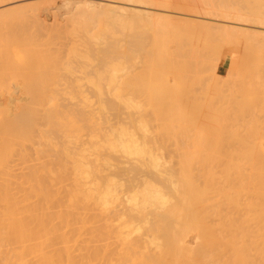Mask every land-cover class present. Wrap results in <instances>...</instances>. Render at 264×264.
Segmentation results:
<instances>
[{"label":"bare ground","instance_id":"bare-ground-1","mask_svg":"<svg viewBox=\"0 0 264 264\" xmlns=\"http://www.w3.org/2000/svg\"><path fill=\"white\" fill-rule=\"evenodd\" d=\"M60 1L63 4H67V5L69 3H72L73 1L74 2H84L86 5H88L91 8H94V9L110 7L113 10H117V11L118 10H126L128 8L125 5H123L122 3L127 4V5H140V6H145V7H152L154 9L163 10L164 12L170 11L172 9L169 6L170 0L169 1L165 0L161 3L159 0H157V2H156V0L155 1L154 0H60ZM183 1H184V5L185 6L189 5V7H191L193 9V12L199 17H205L208 19H216L218 21L224 22L225 24H230L231 26L238 27V28L243 27L244 25H255V26H259V27L264 28V8L262 7V6H264V0H258V2H259L258 9H252L251 8L248 10H243L241 5L236 3L235 0H191V1L183 0ZM69 6H70V4H69ZM48 7H50V6H48ZM48 7L47 8L45 7L46 8V10L44 9L45 11L41 9L39 11L34 12V15L36 17H40V15H42L41 14L42 11L46 12L47 9H50V8L52 9V7H50V8H48ZM71 8H72V5H71ZM58 10H59V8H58ZM70 10H68V11H70ZM53 11L54 10H51L52 13H53ZM56 12H57V10L55 11V13ZM58 12H60V11H58ZM143 12H145V11H143ZM116 13H118V12H116ZM145 13H147V12H145ZM110 15L112 16V14H110ZM62 17H64V16L62 15ZM82 17L83 16H81L80 19L84 18L86 22L88 20L87 18L88 17L90 18L88 21L90 23L89 26H87L88 23L86 25L82 24L83 25V31L85 32L86 30H84V28L86 26H87L86 28L92 27V25L94 24L93 23L91 25V23L94 22V21H92V18L93 19H95V18L93 17V15H92V17L91 16H87L86 18L85 17L82 18ZM106 17L109 18L110 16L105 15L103 20H108ZM112 18H114V19H111L110 23L122 24L121 17L116 18L115 16L114 17L112 16ZM75 20L77 21L78 19L75 18ZM75 20H74V22H75ZM82 21H83V23L85 22L84 20H82ZM113 22H116V23H113ZM76 23H78V21ZM79 24L81 25V23H79ZM79 24H78V27H76V28H80ZM148 26H149L148 27V30H149L151 27H150V25H148ZM146 27L144 30H146ZM158 27L161 28V26H158ZM102 28H104V29L106 28V31L99 32L97 34V32L100 31V30H98L95 35L91 31L92 32L91 36H87V35H89L90 32L87 34V31H86L85 35L87 36L88 39L90 37V38H92L93 41L95 40L94 41L95 44H97L98 42L101 43L103 40H105L102 42L104 44L103 46H105L106 45L105 42L108 41L109 36L112 35V34L109 35L108 32L111 29L109 33H112L111 31H113V30H112L111 25H108V26L105 25V27H102ZM129 28H130V25H129ZM87 30H89V29H87ZM90 30H91V28H90ZM139 30H142V29H139ZM161 30H157L158 34H161L163 32V28H161ZM126 31H127V29H126ZM129 31H131V30H128V34H130ZM157 31H156V33H157ZM106 32L108 34V37L105 34ZM142 32L144 33V31H142ZM76 33L74 32V34H76ZM156 33L154 34V36L156 35V37L158 38L160 35L157 36ZM78 34H79V32H78ZM163 34H164V32H163ZM115 35L117 36V34H115ZM76 36H77V34H76ZM148 36H150V35H148ZM132 37L137 38L136 35L132 36ZM139 37H141V34H139ZM156 37H153V38H156ZM82 38H84V37H82ZM143 38H145V37H143ZM161 38H162V36H161ZM118 39L117 40L120 41V38H118ZM137 39L136 40L134 39V41H135L134 45L139 43L138 41H140V40H141L140 42H142V38H140L138 40ZM163 39L164 38H162L161 41ZM110 40H112V39L110 38ZM157 40H159V39H157ZM93 41H91V39H90V41H88V42H92L91 45H93ZM112 42H115V44L118 43L117 41H114V40H112ZM1 43H4V42H1ZM121 43L122 42H120V46L122 45ZM132 43L130 44V46L133 45ZM145 43H147V42H145ZM145 43H144V45H145ZM164 43H165V40H164L163 44ZM4 44H2V45H4ZM87 44H89V43H87ZM115 44H110V43L107 44L108 46H106L107 48L104 47V50H101V48L100 49L98 48L99 50L105 51V52L100 53L101 55L104 53V55H102V56L100 54L97 55L98 56L97 59H100L103 56H105V54L107 53L106 51H108L107 54H109V53H110V55H111V53L115 54L114 52H115L116 46H119V43L117 45H115ZM141 44L143 47V43H141ZM141 44H139V45H141ZM114 45H115V48H114ZM160 45H161V43H160ZM133 47H135V46H133ZM133 47H132V49H133L132 54L135 51ZM129 48L131 49V47H129ZM161 48H162V46H161ZM4 49H5V46H4ZM4 49H3V51H4L3 53H7L9 51V50L6 51V49L5 50ZM82 49H84V48L82 47ZM102 49H103V47H102ZM137 49H139L138 46L136 48V51H138ZM89 50H91V49H89ZM95 50L97 51L96 48H95ZM141 50H143V49H141ZM144 51H146V50H144ZM162 51H165V50L163 49ZM162 51L160 49V52H162ZM167 51H168V49H167ZM13 52H14V50H13ZM73 52H74V55H77V57H78L79 52H77V51H73ZM93 52L94 51H92V54H93ZM3 53H2V50H0V60H1L2 56L4 58L6 56L7 57L6 59H8V56H7L8 53H7V55H5ZM38 53H40V52H38ZM117 53H118V51H117ZM129 53H131V52H129ZM23 54H22V56L19 55L18 58H14L15 60L11 58L12 61L14 60V62L17 59V62L15 63V64H17V67H20V66H18L19 65L18 62L20 64L23 63L22 61L20 62V58H22L24 56ZM41 54L42 53H40L39 55H41ZM86 54H87L86 56L88 58H91L90 57L91 54L90 55H88L89 53H86ZM96 54H97V52H96ZM96 54H95V57H97ZM80 55L81 54L79 53V57H80ZM12 56L16 57L14 55H12ZM137 56H139V54H137ZM35 57L36 56H34V58ZM87 57H85V58H87ZM108 57H111V56H108ZM26 58H25V60H26ZM44 58H46V57H44ZM50 58L51 59L49 61L52 62L51 60L54 58H52V57H50ZM160 58L163 59L162 56ZM38 59H39V57H38ZM42 59H43V55H42ZM97 59H95V61H98V63H100L101 61L99 62V60H97ZM135 59H137V58H135ZM2 60H4V59H2ZM43 60H42V63H43ZM109 60H110V58H109ZM112 61H110V62H112L111 63L112 66L109 69H107V70H109L108 71L109 74L108 73H107V75L105 74L106 76L105 75H98L99 80H97V81L95 79L90 78L89 82L92 84V86L95 87L96 92L99 94V96L103 95L104 86H105V88H106L105 90L107 92H110L111 90L116 88L117 84H119L118 88H121L122 87V86L120 87L121 82L119 83V81L121 80L120 77L124 73H126V71L129 69V67H131L130 64L132 63L131 62L128 65L127 62H126V64H124L125 62L118 63V64L116 62V64H114V60H112ZM158 61L161 62V60H158ZM37 62H39V61H37ZM104 62H105V60H104ZM4 63L7 65H9V63L12 64V62L6 63V61ZM44 63H47V62H44ZM134 63H135V61H134ZM26 64L27 63L25 61L24 65H26ZM92 64H94V63H91V62L87 63L88 70L90 69V67H93ZM24 65H22V67H24ZM38 65H42V64H38ZM101 65H102V63H101ZM104 65L108 66L107 64H104ZM256 65L258 67V64H256ZM13 66H16V65H13ZM13 66H12V68H13ZM27 66H25L26 68L24 67L26 69V71L24 72L22 78L21 77L19 78V75L17 74V78L15 77L14 81H4L3 80L4 77L2 75H0L1 77H3V79H0V174H3V173L6 175L8 174V176H6V177H4L5 176L4 174H3L4 176L0 175V264H76V261H74V259H73L74 257L72 255V251L70 250L71 249L70 248V245H71L70 244V238L64 234L65 232H72L70 229H72L73 227H74V231H75V226H70L71 224L69 225V221L67 220L66 217H64L66 220L65 221L66 225L64 226L65 229H63L64 232L62 233V231L60 232L59 226H58V225H60V223L59 224L57 223L58 225L56 226V222H58L59 220L62 221L60 217L63 215L59 216L58 221L57 220L54 221L56 218L54 219L51 216V215H53V214H51V211H53L51 209L55 205L54 204L55 201L61 200L63 202L64 196L62 195L63 197H62V199H60L61 196L59 195V193L62 192V194H63L67 191V194H66L67 198L65 200H67L70 208L65 207L66 203H63V204H65L64 207L68 208L67 210H70L71 208L73 209V207H78V205L92 204V203L97 205V207L100 205V208L103 207L102 209L106 210L107 208H105L104 206L109 205V207H110L111 206L110 204L112 202H114L116 199H118L117 202H119L120 196L117 194H118V190L121 188V184H123V183H121L119 181L121 183L120 184L117 181L119 177L115 176V174H117V173L118 174L119 173H122V174L125 173L126 174L130 171H135L136 173L139 174L137 182H139L141 189H140L139 185H136L139 187V188L137 187V189H139L138 191H137V189L132 188L131 191L136 190V191H134V193L133 192H131V193L126 192L127 194H130V195H127L125 193L126 196L125 195L123 196V200H124L123 202H125V203L127 202L126 204H128V206H126L125 208L120 206L123 209H120L118 211L116 210V212L114 214L115 217H114V215L113 216L111 215L114 218L109 216L108 220L110 221L111 218L116 220V218H117L116 213H118L119 211L121 212V214L123 213V215H125L124 214L125 212L128 213V211L126 209L130 210L132 218L134 217L133 214H135L137 216V217L136 216L135 217L138 219L137 224L135 223L136 225H133L134 227L132 226V228H129V230L131 232L137 231V233H139V235H142L147 230L151 229L153 232L158 231V232H162V233L165 232L166 233V230H162V226H159L157 228V226L153 225L154 223H151V219H153V218H156L157 220H165L166 219V220H168V222H172V223H170L171 224L170 227H171V232H172L171 236L173 238L172 243L174 246V245H178L180 243L179 240H178L179 243H175V242H177V239L179 236H180V240L182 243L183 240H185L183 237L189 236L191 230L193 231L194 228H195L194 230H196V231L193 233H195V234L197 231L198 232L200 231L201 233L211 232L210 228H208L207 225H204L203 220L206 217H207V219H210L213 216V214H214V216L219 214V216H217V217L215 216V218L221 217L220 215H223L221 213H223L224 211H225L224 212L225 214L223 215V217L220 220H223V219H225L224 221L228 220L227 224H228V222H230L232 220L233 221L234 220L240 221V222H242V221L245 222L247 220H255V221L258 220V229L264 230V224H260L261 221H264V154H260L259 152L257 154V152L256 153L253 152L255 150L259 151V150H261V148L264 149V142L262 141L264 139H261L262 137H260L259 140H261V141H257V139H256L257 136H256V138H255L256 140H255L254 139L255 136L253 135L256 133V131H253L255 128H253V130H252L250 127V126L255 125V124L257 125L256 117H255V119L253 118L254 115L257 116L256 112H255V114L252 113L253 110H251L250 108L254 107L253 109H256V104H257L256 102H258V99H256V98H259L260 97L259 95L261 93V92L259 93L257 91L259 86L257 87V90L253 89V90H256L255 92L259 93V95H255V93L253 95L252 91H250L253 88L251 86H250L251 88L249 89V91L247 90V93L250 92V93H248L250 95V97L247 93H246L247 95H244L245 93H242L244 96H247V98L249 97L250 99H252L251 96L253 95L255 97V98L253 97V99H255L256 102H255V100L253 101L250 99H243L239 103L244 104V107L241 104H239V106H238L237 105L238 103L236 104L237 106L235 105L237 107V109L239 108L238 110L243 111V108H245L247 105H248L247 108L250 107V102L253 101V103H251L252 106L249 108L250 111L247 109H244V110L248 114H250L249 112H251L252 115L254 114L252 116V119L255 121L252 122V119L250 120L251 114L249 116H246L247 119L243 118V115H247V113L245 114V112L243 113L242 111H240V112H242L243 115L240 114L239 111L237 112L236 107H235V112H237V113L235 114L234 111L231 112V110H234L233 109L234 106H229V104L231 103L230 101H232V100H229V99H231V95L229 96V98L227 96L229 93V90H228V93L221 92L220 94L222 95V93H223L224 95H226V97L228 98L227 100H229V101L227 103L224 101L227 104L226 105L223 103V100H222L221 102L223 103V105L221 103H219V105L221 104V106L217 105V107L218 106H219V108L222 107V110L225 109L224 110L225 112H227V111H226V108L223 109L224 106L231 107V109L229 108L230 112H227V116H230V115H228L230 113L231 114L234 113L235 115L232 114L233 116H236L239 113L240 115H237V116L242 117V119H241L242 123L239 120V117H237V116H236V118H238V119H236V118L234 119L233 116H230L231 118L233 117L232 118L233 120H236L235 122L234 121L232 122V120H230L231 122L228 121L225 123L224 122L225 118H227V119L228 118L231 119V118L227 117L225 115H224L225 118H223L224 116L222 114H224V112L223 113L221 112L222 114L218 113V115L221 114L223 116L222 118H221V115H220V117L217 116L218 118L223 119L222 123L217 122L218 124H216V125H218V126H215L216 129L214 132L212 131L214 133V135L213 136H207V133L204 131V128H203V130L201 129L204 126H201L200 130H194V129H196V128H194L195 125H198V123H200V122L202 124L201 119H203V118H199V122L196 121L198 119V117H200L199 114H201V113L198 114L196 112V114L198 116H196L197 118L193 117L194 119H196V120H194L192 118V115L189 114L190 112L186 113L187 110H186V112H184V110L181 109L184 107L182 106V104L177 103L178 99H177V101L175 100L177 97L175 98V97L171 96L173 99L171 101L169 99V97H170L169 93L176 96L177 93H175V91H177V89H178L177 92L181 93V91H179L180 87H178V86H183V84H181V83H184V82H180V81H184V80H180L178 83L179 85L176 84L178 88L177 89L174 88V93H171L173 90L169 89V88H167L168 89V93H167L166 92L167 89L164 87L165 86L171 87L170 85H168V79H163L161 75L159 76V73H156L154 70H152L151 66L148 67L147 69L152 70V71H149V70L145 71L144 70L145 74H144V71H142L143 73H141V71H140L139 73H141V75L143 74L142 76L137 73L141 77L135 75L136 72H135V74L132 73V75H130V78H131V80L133 78V81H131V82H134L135 83L134 85H136L135 90H137V92L139 94H142L143 91H145V93H143V94H146V96L149 99H150V97L154 96L153 94H156V96H157V93H155L157 90L161 91V90L166 89L165 91H163L164 95L162 93H160V95L157 96V99L158 100L161 99L162 107L164 109H167L168 106L171 108V110L172 109L174 110L177 108L176 111L174 110V113L177 114L178 116H176L174 113H172L173 110H172V112H170L171 111V110H169L170 108L167 109L169 111L166 110L167 114H166L165 110H163V108H161V106L157 108L158 104L156 105V104H154V102H156V103H158V102L156 99H154L153 105L154 106L156 105L157 110L162 109L165 113L164 114L165 117L167 118V116H168V119H167L168 121L166 119H164V121L160 120L159 123L163 122L162 123L163 125H161V126L159 125V126L162 127L166 133L167 127L164 128V125L165 126L167 125L168 126V131H167L168 133L167 134L169 136H167V134H166V136L164 137L163 136L165 134L164 132H162L163 134L162 133L160 134L159 131L161 132L162 128H160L159 126H158V128H160V130L158 131V134H160L162 137H164L166 139L168 137V139H169L170 136H172L171 134H169V131H170L169 127H170L173 131V132L170 131L173 134L172 138L176 139V142L174 139H173L174 140L173 142L176 144L178 143L177 144L178 146L176 145L177 151L183 150L184 153L183 152H181L179 154L177 153V155L181 157V159L179 158V160H177V162H171V163L169 161L165 162L164 157L162 158L163 151L160 148V145H159V148L161 149V151H159L160 150L159 148L158 149L156 148V150H155V148H154L155 145L151 146L152 144L151 145L149 144V143H151V141L148 140L149 139L148 137H151V136L155 135L154 133H156L154 131H153L154 133L151 132L153 135L150 133V131H151L150 125L151 124H150V121L148 122L149 119L146 118V116L149 115L148 114L149 111L147 110L148 112L147 111L143 112L142 107H141L142 105L141 106L139 105L141 103L138 104V102L135 101V99H134L135 95L133 97L131 96L129 99L127 98L128 100H125V102L128 103V104H126V106L128 105L129 107H132L136 113H139V116H137L139 118V121L137 122L138 124H135V125H137V127L135 126V128L138 129V131L136 130L137 132L140 131L143 133V135L141 134L140 136H138L136 131H133V130L130 131L129 128H127L126 126H125L126 128L122 127L120 129L115 130L113 132L112 136H106L105 135L106 136V137H104L105 141H108V143H107L108 145H106V147L109 148V151H111L113 153L115 152V155H117V156H118L117 153H119V156H122L124 158L123 162L128 163V166L127 167H120V166L114 165V163L112 164V162L110 163V161L105 162L104 164H106L108 166V168L112 167L113 171H111L112 173L110 172L111 173L110 174V173H108L110 171V169H109L108 172L107 171H106V173L103 172L104 173L103 175L105 176L108 173L110 175V177L105 176L104 178H102V176H101V179H105V181L101 180V182H98L99 181L98 177H100V175L102 173L101 172L100 175L97 174L98 177L96 176V179H95L96 182H94V184H93V182H91L90 183L91 186H90L89 181H91V179L95 177L93 175L97 169L96 170L92 169V166H91L92 164H90L88 162L89 160L88 161H86V159L84 160V158L85 157L88 158L87 155H89V154L97 153L100 151L99 146H97V143H99V140H100V138H99L100 135L95 133V128H92L94 126L90 127V124L92 123V121L90 122V120H89V116H88L89 114L87 113L88 114L87 115L86 111L82 107L75 108L76 107L75 105H77L78 103L75 102V104H74L71 101L72 100L71 98L73 97V95H69L70 98H68V99H71V100H69V102H71L74 105H71L69 102H68L69 105L66 104L67 102L66 103L60 102L61 103V105H60L58 98H57L60 96L59 99H61V97L63 96V95L61 96L60 90H62V92H63L64 90H67V89H65V87L61 88V89L59 87L60 90L58 89V87H56V89H55V87L53 86V82H52L53 78H51L52 75L50 76L48 68L46 67V65L38 66L39 67L38 69L42 70V72H43V75L41 73L38 74L40 76L35 75L37 73L33 70L28 69L29 66L28 67ZM3 67L5 68V66H3ZM51 67L52 66L50 64V68ZM29 68H31V66ZM50 68H49V70H52V68L51 69ZM105 68H107V67H105ZM16 69H12V70H16ZM257 69L258 68H256V72H257ZM68 70L70 71V73H72L71 72L72 69L67 68V71ZM107 70H106V72H107ZM247 70H249V69H247ZM1 71H2V69H1ZM251 71L249 73H251ZM9 72H10V70H9ZM9 72L6 71V73H9ZM38 72H40V71H38ZM147 72L150 76V80H151V77L155 78V75L157 76V74H158V76L155 79L157 80V78L160 77L163 82H161L160 78H158V80H160L158 82H160V83H158L157 81H154V80L153 81L149 80V82L146 81L147 79H149L148 76H145L147 74ZM3 73H5V72H3ZM252 73L254 74V72H252ZM0 74H1V72H0ZM19 74H20V72H19ZM152 74H155V75L152 76ZM11 75H16V74L12 73ZM185 75H187V74H185ZM123 76H125V75H123ZM123 76H122V78H123ZM253 76L254 75H252L251 77H253ZM7 77L8 76L6 75V78ZM138 78H140L141 80ZM254 78H256V80H257L258 77L255 76ZM106 79H107V81H104ZM128 79H129V77H128ZM128 79H124V81H123L124 83L122 82L123 87L125 86L127 89L134 90L135 86L133 88V84ZM135 79H137V81ZM126 80H128V81H126ZM251 81H253V80H251ZM127 82L129 83V85H126ZM144 82H147V83H145V85H144ZM155 82L157 83V85L155 84ZM254 82L256 84V81H254ZM254 82L253 83L251 82L252 85H254ZM257 82H258V80H257ZM138 83H140V84H138ZM142 83H143V85H142ZM148 83H150V84H148ZM151 83H153V84H151ZM78 84H79V87L83 85V83L82 84L78 83ZM78 84H74V85L78 86ZM146 84L149 85V88H147L148 86ZM162 84H164V86H162ZM186 84H187V82H186ZM249 84L250 83H247L246 86H248ZM68 85H70V83ZM68 85L66 84L67 88L70 87L72 84L70 86H68ZM114 85H116V86L113 87ZM137 85H139V86H137ZM141 85H142V90H141V88H138V89L141 90L142 93L139 92L137 89V87H141ZM153 85L158 86V88L155 87V89H154ZM243 85L241 87H243ZM129 86L130 87L132 86V87L130 88ZM143 86H144V89H143ZM112 87H113V89H112ZM159 87L160 88L162 87V89H160ZM208 87H209L210 92H213V91H211L213 86H211V89H210V86H208ZM208 87H206L205 89H207ZM70 88H69V90H70ZM183 88H184V86H183ZM186 88L187 87L185 86L184 90ZM215 88H218V87L214 86V89ZM149 89H152V90H149ZM181 89H182V87H181ZM188 89H189V87H188ZM243 89H245V88H243ZM243 89L241 88L242 91H243ZM246 89H245V92H246ZM69 90L67 92H65L66 95L64 94L63 97H66L68 93L70 94V91L74 92L73 90H70V91ZM153 90H155V91L153 92ZM184 90H182V92ZM190 90H192V89H190ZM215 90L217 91V89H215ZM218 90H219V88H218ZM82 91H83V89H82ZM79 92H81L80 89H79ZM79 92L77 90L76 94ZM210 92H206V93L207 94L209 93L208 97L210 98V96H211L210 99L213 101L212 98L214 96H212V95H214V94L211 93L212 95H210ZM183 93H185V92H183ZM202 93L199 94V96H203ZM206 93H205V95L207 96ZM238 93L236 92V94H238ZM149 94H150V96H148ZM230 94H233V93H231V91H230ZM184 95H187V93ZM215 95L218 97L219 93H216ZM77 96H82L81 100L83 99L82 101H84V102L88 100L82 94L81 95L77 94ZM220 96L218 98L222 97V96L221 97ZM234 96H235V94H234ZM234 96H232V99H235ZM244 96L243 97L241 96V97L244 98ZM116 97H118V95ZM196 97H197V95H195L194 99ZM217 97L214 98V101L217 99ZM226 97L223 96L224 100L226 99ZM73 98H75V97H73ZM148 98H147V101L149 103L148 105H150L149 110L153 111L155 109V107H151L152 103L150 104L151 100L149 102ZM236 98H239V97L236 96ZM220 100L221 99H219V102H220ZM235 100H236L235 102L238 101L237 99H235ZM239 100H241V98H239ZM244 100L247 103L246 105H245ZM246 100H248V102L250 100L249 104ZM65 101H68V100H66V98H65ZM75 101H78V100H75ZM167 101H168V103L170 101V103L168 104ZM194 101H195V103L197 102L198 105H199V103H201V104L203 103V102H199L200 100L199 101L194 100ZM206 101H207V99H206ZM135 102H136V104H135ZM207 102L209 103V101H207ZM254 102H255V104H254ZM161 103L159 102V105ZM195 103L193 105H196L195 106V108H196L197 104H195ZM176 104H178V105H176ZM166 105H168L167 108H166ZM172 105H174L175 108ZM180 105H181V108L179 107ZM189 105H190V103H189ZM202 105L207 106V107H205V109H208V107H209V109L212 108V106H209L207 104H202ZM210 105H212L211 102H210ZM257 105H259V104H257ZM70 106L74 109H70L71 108ZM79 106H80V104H79ZM241 106L243 108H240ZM200 107H199V110L201 109ZM214 107H216V105L213 106V109H211L212 111L216 110V109H214ZM260 107H262V106H260ZM150 108H152V109H150ZM179 108H180V112L178 113ZM113 109H115V108L113 107ZM203 109H204V107H202L201 110H203ZM229 109L227 108L228 111H229ZM258 109H260V108L258 107L257 110H254V111L261 113ZM162 110H159L158 112L163 113ZM214 111L212 113H214ZM220 111H221V108H220ZM153 112H155V113L153 114ZM153 112H151L150 114H153V117L157 116L156 113H158V112H156L155 110ZM181 112H184V113H181ZM198 112H202V115H203L204 110L198 111ZM205 112H206V110H205ZM205 112H204V114H205ZM79 113H82V114L79 115ZM161 113H160V115H161ZM207 113H209V112H207ZM215 113H216V111H215ZM186 114H189L191 117L186 118L187 116H189ZM169 115L170 116L173 115L171 117H174V116L176 117V118L174 117L176 119V122L173 121L174 119L172 118V121L174 123H177L178 120H179V122H180V120L182 122V120L184 121V118H186V119H189L188 124L187 123L184 124V122L183 123L178 122L179 124L178 123L173 124ZM207 115L212 116L213 114H207ZM207 115H206L207 118H205V119L208 120L210 116H207ZM140 116H141V118H140ZM159 116H157L158 117V118H156L157 120L159 119ZM180 117H181V119H180ZM211 118H213V117H211ZM156 119H155V121H156ZM186 119H185V122H186ZM244 119H245V121H243ZM248 119H249V121H251V122H249V124L256 122L254 124H250V126H249L250 130L245 129L248 126H246V125L244 126V129L248 130V132L253 131V134L252 133L250 134V135H253V136H251V139H253L252 142H251V139L249 141V139L247 138V137H250V135H248L247 134L248 132L246 133V131H244L242 129L243 125H241V124H244L243 122L247 123L248 121H246V120H248ZM133 120H136V118L135 119L133 118ZM238 120L240 121L241 124L240 123L239 124L242 128H240V126L238 127L239 124L238 125L234 124L236 122L238 123ZM257 120H258V117H257ZM166 121H167V123H170V121H171V124L170 125H168L167 123L165 124ZM194 121L197 123H194ZM87 122H89V123H87ZM133 122H135V121H133ZM191 122L194 125L190 124ZM229 122H230V124H228V125L230 126V128H229V126L226 127L227 123H229ZM223 123H225L226 125ZM231 123H233L237 129L239 128V131L241 129L246 134V135H244L242 132L243 139L239 138L241 136V134L237 131V129L235 130V128H234V131H231L232 134L229 132L231 135L228 134L227 129L231 130V128H232ZM259 123L260 122H258V125H259ZM206 124H207V122H206ZM87 125H88L89 129L90 130L92 129V130H91V132H89L90 130L86 131V133L84 135H87V137H84L85 138L84 139L82 137V136H84V135H82V131L85 127H87ZM156 125H158V121L156 122ZM171 125H173V127ZM191 125L193 126V128ZM214 125H213V127H214ZM223 125L226 128V130L223 127ZM256 125H255V127H257V129H258V127H260V128L263 127V125L262 126H260V125L256 126ZM174 127H176V128L179 127V129L177 128V130H175ZM180 127H184V128L180 129ZM252 127H254V126H252ZM87 128L85 130H88ZM205 130H206V128H205ZM230 130H228V131H230ZM232 130H233V128H232ZM258 130L263 131L264 127H263V130H261V129H258ZM191 131H195V132H191ZM140 132L138 134H140ZM208 132H210V131H208ZM237 132L240 135H238ZM149 133L151 134L150 136H149ZM158 134L155 135V137L156 136L158 137L159 136ZM227 134L229 135V137H231V140H229L227 138ZM232 136H233V139H232ZM244 136H247V137H245V139H244ZM263 137H264V134H263ZM86 138L88 140H86ZM155 139L157 140V138L152 139L155 142V143H153V141H152V143L156 144V146L158 147V143H157V141H155ZM158 140H159V137H158ZM186 142L188 143V145L185 144ZM183 143L185 145H181ZM91 147H93V148H91ZM263 149H262V152L260 151L261 153H264ZM153 150L155 152H153ZM212 150H214V154H213ZM157 151H158V153H157ZM239 151H241L242 153ZM187 152H189V153H187ZM205 152H207L209 154H207ZM211 152H212V154H210ZM222 152H224V153H222ZM56 156H58L57 157L58 160L60 158L61 159L59 161L56 160ZM63 160H65L66 162H64ZM67 162L68 163L70 162L73 165H71V167H70L69 165H67L68 164ZM113 165L115 167H113ZM200 170H202L201 172H203V174H205V175L201 174V172H200L201 175L200 174L197 175L198 171H200ZM68 171H70V172H68ZM99 171H101V170H99ZM14 172H15L14 176L16 175V178H18L17 174L24 175L23 176L24 178L21 179L20 181H18L19 178L17 179V181H13V180H16L14 178V176L12 175V177L14 179H12V177L9 178V176H11V174H13ZM62 173L64 174V176H67V179L69 176H71V178H72V179H70L71 182H69V180L67 182L65 181L66 183L64 182L66 184L65 186L58 182L59 185L62 186V188L64 187L66 189L65 192L63 190L64 188L62 189L63 191L59 190V185L57 186L58 187L57 189L55 188L56 187L55 184H57V183H56V181H54V179L57 180L58 177L62 176ZM95 174H96V172H95ZM112 174H113V176L111 177ZM125 174H123V176L120 177L119 179L121 180V178L125 177L124 176ZM196 176L197 177L201 176L202 178H203V176H205L203 179V181H204L203 186H201L199 183L201 181L200 177L198 178V180H199L198 181ZM46 177H50V179L53 178V179H51L53 181H49V182L51 184L55 183L54 188H52L54 190H52L48 186H46V184H45V182H46L45 178ZM116 177H118V178H116ZM196 181H198V183ZM14 182H16V184H17L16 186L15 185L13 186ZM128 183L130 184L131 182H128ZM69 185H71V186H69ZM134 185H135V183H133V186L130 184V188L135 187ZM66 186H69L70 188L69 187L67 188ZM121 200H122V198H120V201ZM123 202H121V204ZM125 203H124V205H125ZM61 204L59 203V205H61ZM196 205H200V207L202 205V207L206 211H201V210L199 211L200 207L196 206ZM56 206H57V204H56ZM112 206H114L113 203H112ZM61 207H59V209H61ZM100 208H98L97 210L101 211L102 209H100ZM114 208H112V209H114ZM76 209H74V211ZM112 209L111 210L109 209V210L112 211ZM55 210H56V212L58 211V209H55ZM64 210H66V209H64ZM67 210L64 212H67ZM109 210L107 209L108 212H110ZM62 211H63V209L61 210V214L64 213ZM70 211H71V213H73L72 210H70ZM120 212H119V214H120ZM203 212H206V213H203ZM57 213L59 215L60 210ZM68 213H69V211H68ZM107 213H105V215ZM210 213H212L211 214L212 216L210 215ZM119 214H118V216H119ZM128 214H130V213H128ZM54 217H56V216H54ZM77 217H78V213H77ZM102 217H104V216L102 215ZM107 218L108 217H106V220H102V221L105 222L104 225H106V229H108L107 231L112 232L114 230L112 228L114 226L113 225L114 220L113 221L111 220L112 222L110 221L111 224H109L110 222H108ZM117 219H120V218L118 217ZM207 219H205V220L207 221ZM78 221H81V220H78ZM84 222L85 221L83 220V222L78 224V225H82ZM205 224H206V222H205ZM60 226H62V225H60ZM82 226H84V225H82ZM234 226L236 227L235 224H234ZM234 226L231 225L230 226L231 229L234 228ZM78 227L79 226H77L76 230L78 229ZM102 227H103V225H102ZM104 227L101 230H103ZM121 227H123V226L120 225V227L118 226V228L114 227L116 229V231L118 232V234L115 233L116 234L115 237L125 231V230L123 231L122 229L119 230V228H121ZM228 227H229V224H228ZM82 228L85 229V227H82ZM229 228H227V229L229 230ZM80 230H81V228H80ZM87 230H84V231H87ZM121 230H122V232H121ZM82 231H80V232H82ZM80 232H79V234H80ZM113 232H115V231H113ZM119 232H121V233H119ZM198 232H197V234H198ZM79 234H77V235H79ZM104 234H105V232H104ZM109 234H112V233H109ZM176 234H180V235L177 236ZM118 237H120V236H118ZM121 237H122V235H121ZM181 237L183 238V240L181 239ZM59 238L61 239V241L63 243V244H61L62 246L59 244L60 243ZM160 238H161V236H159V235H153V238L150 241H152L151 242L152 244H155L158 247H161L162 241ZM199 241L200 240H198L197 242H199ZM57 244H59V245L57 246ZM178 246L181 247L180 245H178ZM175 247H177V246H175ZM61 249L64 250L63 253L60 251ZM112 258L113 257H111L110 259H112ZM120 258H121L120 263H122V260L124 262L122 264H125V263L127 264V262H128V264H145V263L139 262L135 259L131 260L130 257L121 256ZM110 259H109L108 263H106V264H109V262H111L110 264H112V263L115 264V262H113L114 260L110 261ZM103 261L107 262L106 259ZM101 262H102V259H101ZM104 263L102 262L100 264H104ZM91 264H93V263H91Z\"/></svg>","mask_w":264,"mask_h":264},{"label":"rangeland","instance_id":"rangeland-1","mask_svg":"<svg viewBox=\"0 0 264 264\" xmlns=\"http://www.w3.org/2000/svg\"><path fill=\"white\" fill-rule=\"evenodd\" d=\"M159 1L161 3L165 0H159ZM187 1H191V0H187ZM235 1H236V3L241 5L243 10H248L251 8L252 9H258V7H259L258 6V4H259L258 0H235ZM156 2H157V0H156ZM69 4H70V6H69ZM69 4L68 5L63 4L60 0H57V1L56 0H0V50H2V53H3L4 52L3 51L4 46H5L6 51L9 50L7 52L8 55H7V53H3V54L8 56V59H6L7 57L4 55L5 58L2 56L1 60H0V72H1L0 75H2L4 77V79H3V77L0 76V79H3L4 81H14L15 77L17 78V74L19 75V78L20 77L22 78L24 72L26 71L25 66H27V65L29 67L31 66V68H29L27 66L28 69L33 70L37 73L35 75L40 76L38 74L41 73L43 75V72H42V70L38 69L39 68L38 66L46 65V67L48 68L50 76L52 75L51 78H53L52 82H53V86L55 87V89H56V87H58V89H59V87H60V89L64 88V87H65V89H67V90H64L63 92H62V90L59 89L61 91L60 92L61 96L62 95L64 96V94L66 95L65 92H67L69 90V88L72 86L71 87L72 89L70 88V90H73L75 93L69 90L70 94L68 93L66 97L62 96L61 99H59L60 96L57 97L59 103L60 102H63V103L67 102L66 104L69 105L68 102L71 99H72L71 101L74 104H75V102H77L78 106L75 105L76 106L75 108L82 107L86 111V114L87 113L89 114V115L87 114L89 116V120H90V122L92 121V123L90 124V127L94 126L92 128H95V133L100 135L99 143H97V146H99L100 151L97 153L89 154L90 156L87 155L88 158H86V157L84 158V160L85 159H86V161L89 160L88 162L90 164H92L91 165L92 169H95V170L97 169L96 171L94 170L96 172V174L94 172L93 176H95V177L92 178L91 181H89V185L91 182H93V184H94V182H96V180H95L96 176H97V174L100 175L101 172L102 173H101L100 177L97 176L99 179L98 182H101V180L105 181V179H101V176H102V178H104L105 176L110 177V175L108 173L113 171V169H112V167L108 168V166L106 164H104L105 162L110 161V163L112 162V164L114 163V165H117L120 167H127L128 166V163L123 162L124 158L122 156H119V153H117L118 154V156H117V155H115V152L113 153V152L109 151V148L106 147V145H108L107 144L108 141H105L104 137L112 136V134L115 130L120 129L122 127H124V128L127 127V128H129L130 131L131 130H133V131L137 130L138 131V129L135 128V126L137 127V125H135V124H138L137 122L139 121V118L137 116H139V113H136L132 107H129L128 105L126 106V104H128V103L125 102V100H128L131 96L133 97L134 95H135V98H134L135 101L138 102V104L141 103L139 105L140 106L142 105L141 106L142 111L143 112H145L147 110L149 111V112L147 111L149 115H147L146 118L149 119L148 122L150 121V124H151L150 125L151 126L150 127V130H151L150 133L154 131L158 134V131L160 130V128H162L160 126L163 125L162 121H164V119H166V120L168 119L167 115H166L167 118L165 117V115H164L165 113L163 110H165V112H166V110L170 107L168 105H166V108H167V106H168V108L164 109L162 107L161 99L158 97L160 99V100H158L157 96L160 95V93H162L164 95L163 91H165L167 88L172 89L173 91L171 93H174V88L177 89L178 87H180L179 91H181L182 94L177 92L178 91V89H177V91H175V93H177L176 96L169 93L170 97L171 96H173L175 98L177 97L175 100L177 101V99H178L177 103L182 104V106L184 108H181V105L179 107L182 110H184V112H186V110H187L186 113L190 112L189 114L192 115V118L193 117L197 118L196 116H198V115L196 114V112L198 114L201 113V114H199L200 117H198L197 120L193 118L194 120H196L198 122H199V118H203V119H201L202 124L200 122V123H198V125H195L194 128H196V129H194V130H200V127L204 126L201 129L203 130V128H204V131L207 133V136H213L214 135L213 132L216 129L215 126H218V125H216V124H218L217 122L222 123V120H223V119H220L218 117H220V115L223 112H224V114H222V115L227 116V112H230V109H231V107H229V106H234V108H233L234 110H231V112L234 111V113L236 114L239 111V113L242 114V112L243 113L245 112L244 109L249 110V108L252 106L251 103H253V101L255 100V99H253L254 93H255V95H259V93L261 92L259 95L260 99L256 98V99H258L259 103L256 102V100H255V102L259 105L256 104V109H253L254 107L253 108L251 107L250 109L254 111V110H257L258 107L260 108L258 110L261 113H258L257 111H254V112L252 111V113H254V114L256 112V115H257V116H255L253 114L254 115L253 118L255 119V117H256L257 125H258V122H260L259 125L260 126L263 125V127H264V28L259 27V26H255V25H244L243 27L238 28V27H233L230 24H225L224 22L218 21L216 19H208L205 17H199L193 12V9L191 7H189V5L188 6L184 5L183 0H170L169 6L172 9L170 11H165V12L163 10L154 9L152 7H145V6H140V5H127L124 3H122V4L128 8L126 10H118V11L113 10L110 7L94 9V8H91L88 5H86L84 2H74L73 1L72 3H69ZM47 5L52 7V9L50 7H48ZM71 5H72V8H71ZM45 7L46 8L48 7L50 9H47L46 12L42 11L41 12L42 15H40V17H36L34 15V12H36V11H39L41 9L46 10ZM262 7L264 8V6H262ZM58 8H59V10H58ZM51 10H54L53 13L51 12ZM56 10H57V12H56L57 14L55 13ZM68 10H70V11H68ZM58 11H60V12H58ZM143 11H145L147 13H145ZM116 12H118V13H116ZM110 14H112V16L113 17L115 16L116 18L121 17L122 24H118L116 22H113L116 24L110 23L111 19H114V18H112V16ZM62 15L64 17H62ZM86 15L91 16V17L93 15V17L95 18V19L92 18V21H94L91 23V25L94 23L93 24L94 26L92 25L93 28L92 27L86 28L90 24L88 22L90 19L89 17L87 18L88 19L87 22L83 18V17L86 18L87 17ZM105 15L110 16L109 18L106 17L108 20H103ZM81 16H83L82 17L83 19H80ZM75 18L78 19L77 20L78 23H76L77 21L75 20ZM74 20H75V22H74ZM82 20H84L86 23L84 22L85 23L84 24ZM79 23H81V25ZM78 24H79L80 28H76V27H78ZM82 24L83 25L87 24L86 27L84 26L85 27L84 30L87 31V34L90 32L89 35H87V36H91L92 32L95 35L98 30H100V31H98L97 34L99 32L106 31V28L105 29L102 28V27H105V25L106 26H108V25L112 26V30H113V31H111L112 33H109L111 29L110 30L108 29L109 30L108 34L109 35L112 34V35L109 36L108 41L105 42L106 43L105 46H103L104 44L102 43L105 40H103L102 42L100 41L101 43L98 42L97 44H95V42H94L95 40L93 41L92 38H90V37L88 39L87 36L85 35L86 31L85 32L83 31V25ZM129 25H130V28H129ZM148 25H150V27H151L149 30H148V27H149ZM158 26H161V28H163L164 34H163V32L161 33L162 35L158 34L157 30H161V28H159ZM145 27H146V30H144ZM90 28H91V30H90ZM87 29H89V30H87ZM126 29H127V31H126ZM139 29H142V30H139ZM128 30H131V31H129L130 34H128ZM142 31H144V33ZM156 31H157V33H156ZM74 32L75 33L77 32L76 33L77 36H76V34H74ZM78 32H79V34H78ZM155 33L157 34V36L158 35H160V36L157 38L156 35L154 36ZM105 34L108 37L107 32ZM115 34H117V36ZM134 34L137 36L138 39L142 38V42H140L141 40L138 41L139 43L136 42L138 44V45L137 44L136 45L139 47V49H137L138 51H136L137 46L134 45L135 44L134 39L136 40L137 38L132 37V36H135ZM139 34H141V37H139ZM148 35H150V36H148ZM142 36L145 38H143ZM161 36H162V38H164L162 41H161V39H162ZM82 37H84V38H82ZM117 37L120 38V41H118L119 39ZM153 37H156V38H153ZM110 38L119 43V46H116L117 50L115 49V52H114L115 54L111 53V55H110V53L107 54L108 51H106L107 53L105 54V56H103L105 59L103 57H102L103 59L102 58L97 59L98 58L97 55H99L101 52H105V51H101V50H104V47L108 46L107 44H109V43L115 44V42H112V40H110ZM90 39H91V41H93V45H91L92 42H88V41H90ZM157 39H159V40H157ZM164 40H165V43L163 44ZM144 41L147 43H145ZM1 42H4L6 45L4 43H1ZM120 42H122L121 46H120ZM87 43H89L93 48ZM131 43L133 45L130 46ZM141 43H143V47L145 49L142 47ZM144 43H145V45H144ZM160 43H161V45H160ZM2 44H4V45H2ZM117 44H115V45H117ZM139 44H141V45H139ZM115 45H114V48H115ZM133 46H135V47H133ZM161 46L165 51H162L163 49L161 48ZM82 47L84 49H82ZM102 47H103V49H102ZM129 47H131V49H132V47L134 48L135 51L133 54H132L133 49L131 50ZM95 48L97 49V51L95 50ZM98 48L99 49L101 48V50H99ZM140 48L143 50H141ZM89 49H91L95 53L93 52V54H92V51ZM160 49L163 53L160 52ZM167 49H168V51H167ZM13 50H14V52H13ZM144 50H146L147 52ZM37 51L42 53V54L39 55L40 53H38ZM73 51L79 52L81 54L80 57H79V53H78V57H77V55H74ZM117 51H118V53H117ZM96 52H97V54H96ZM129 52H131V53H129ZM86 53H89L88 55L91 54V56H90L91 58H88L86 56L87 55ZM22 54L25 57L23 56L24 58L23 57L20 58V62L22 61L23 63L20 64L18 62V64H19L18 66H20V67H17V64H15L17 62V59L14 62V60H15L14 58H18L19 55L22 56ZM95 54L97 57H95ZM137 54H139V56H137ZM12 55H14L16 57H13ZM42 55H43L44 60L42 59ZM102 55H104V53ZM34 56H36V57L34 58ZM84 56L87 57L88 59L85 58ZM108 56H111V57H108ZM161 56L163 57V59L160 58ZM38 57H39V59H38ZM44 57H46V58H44ZM50 57L54 58L51 60L52 62L49 61L51 59ZM11 58L14 60L12 61ZM25 58H26V60H25ZM109 58H110V60H109ZM135 58H137V59H135ZM2 59H4V60H2ZM41 59L43 60V63L44 62H47V63L43 64ZM95 59H97V60H99V62L100 61L101 62L98 63V61H95ZM36 60L39 61L40 63L37 62ZM104 60H105V62H104ZM112 60H114V64H116V62H117V64L123 63V62H125L124 64H126V62H127V64L129 65V63L132 62L130 64L131 67H129V69L126 71V73L123 74L125 76L122 75L124 79H128V77H129L128 80H130V82L133 81V78H132V80L130 78V75H132V73L135 74V72H136L135 75L139 76V75H141V73H143L142 71H144V70L148 71L149 69H147V68L151 66L152 67L151 69L154 70L156 73H159V76L161 75L163 79H168V85H170L171 87L165 86L164 88H166V89L161 90L162 92L157 90L155 92V93H157V96H156V94H153L154 96L151 95L152 97H150V99H149L146 96V94H143V93H145V91H143V93L141 92L143 83H142L141 87H137V89L141 88V90L138 89V91L141 92L142 94H139L137 92V90H135L136 85H134L135 84L134 82H131L133 84V88L135 86L134 90L127 89L125 86L123 87L124 79L121 76L120 77L121 80L119 81V83L121 82V85H120V87L122 86L121 88H118L119 84L116 83L117 86L116 85L113 86V87L116 86V88L113 89V87H112L113 90H111L110 92H107L105 90L106 88L104 86V93L102 96H99V94L96 92L95 87L92 86V84L89 82L90 78L95 79L97 81V80H99L98 75H105V74L107 75V73L109 71L107 69H109L112 66V64H111L113 62ZM158 60H161V62ZM5 61H6V63L12 62V64L9 63V65H7L4 63ZM25 61L27 63L26 65H24ZM110 61H112V62H110ZM134 61H135V63H134ZM88 62L94 63V64H92L93 67L89 66L90 67L89 70L87 68ZM101 63H102V65H101ZM255 63L258 64V67ZM38 64H42V65H38ZM50 64L52 66L51 67L52 70H49ZM104 64H107L109 67L104 65ZM13 65H16V66H13ZM22 65H24L25 68L22 67ZM3 66H5L6 69ZM12 66H13V68H12ZM105 67H107V68H105ZM11 68L12 69L17 68V69L12 70ZM67 68L72 69V71H71L72 73H70L69 70L67 71ZM256 68H258L257 72H256ZM1 69H2V71H1ZM247 69H249V70H247ZM9 70H10V72H9ZM37 70L40 72H38ZM106 70H107V72H106ZM152 70H149V71H152ZM6 71L9 73H6ZM140 71H141V73H139ZM145 71H144V74H145ZM250 71H251V73H249ZM3 72H5V73H3ZM11 72L13 74H16V75H11L12 74ZM19 72H20V74H19ZM252 72H254V74ZM155 74H152V76H154ZM185 74H187V75H185ZM6 75L8 76L7 78H6ZM252 75H254V76L251 77ZM141 76H139V77H141ZM145 76L149 77V79L146 80L149 82L150 76H149L148 72ZM157 76H158V74H157ZM157 76L155 75V78ZM255 76L258 77L257 78L258 82H257L256 78H254ZM155 78L151 77L150 81L154 80V81L158 82L161 80L160 77H158V78H160V80H158V78L156 80ZM138 79H140V78H138ZM128 80H126V81H128ZM135 80L137 81V79H135ZM180 80H184V81H180ZM251 80H253V81H251ZM104 81H107V79ZM179 81L184 82L181 84H183L184 88H185V86L187 87L185 90H184L183 86L177 87L176 84H178ZM254 81H256V84L257 83L258 84L256 85ZM161 82H163V81L161 80ZM186 82H187V84H186ZM251 82L252 83L254 82V85H252ZM69 83H70V85L71 84L72 85L71 86L68 85ZM78 83H81V84L83 83V85L79 87ZM145 83H147V82H144V85H145ZM153 83H151V84H153ZM158 83H160V82H158ZM247 83H250V84L248 86H246ZM66 84L70 87L67 88ZM74 84H78V86H76ZM138 84H140V83H138ZM148 84H150V83H148ZM155 84L157 85L156 82H155ZM126 85H129V83L127 82ZM156 85L155 86L153 85L154 89H155V87L158 88V86H156ZM242 85H243V87H241ZM137 86H139V85H137ZM147 86H148L147 88H149V85H147ZM162 86H164V84H162ZM208 86H210V89H211V86H213L211 89V91H213V92H210ZM214 86H217L220 91L218 90V88H215V89H217V91H216L214 89ZM250 86L253 87L250 90L253 93V95L251 96L252 99L249 98L250 95L248 93H250V92L247 93V90L249 91V89L251 88ZM181 87H182V89H181ZM188 87H189V89H188ZM206 87H208V88L205 89ZM257 87H258V90H257ZM81 88L83 89V91ZM241 88L242 89L247 88L246 92H245V89H243V91H242ZM79 89L82 93L79 92ZM143 89H144V86H143ZM160 89H162V87ZM190 89H192V90H190ZM253 89H256L259 93L255 92L256 90H253ZM77 90L79 92V93H77L78 95L82 94L88 100L85 102L82 101L83 100V99L81 100L82 96H77V94H76ZM149 90H152V89H149ZM182 90H184L183 92H185V93H183ZM228 90H229V93H228ZM154 91L155 90H153V92ZM230 91L233 94H230ZM166 92L168 93V89L166 90ZM206 92H210V95L214 94V95H212V96H214L212 98L213 101L210 99L211 96H210V98L208 97L209 93L207 94ZM221 92L228 93V95H227L228 98L231 95V99H229V100H232V101H230L231 103L229 102L230 104L228 107L227 106L223 107V109L226 108L227 112L224 111L225 109L222 110V107H220L221 111L219 108V106H221V104L222 105H223V103L226 104L229 101V100H227L228 98L226 97V95H224L223 93H222V95L220 94ZM236 92L237 93L239 92L238 93L239 95L236 94ZM186 93H187V95H184ZM201 93L203 96H199V94H201ZM205 93L207 94V96L205 95ZM216 93H219V96L221 95L222 97L220 96L221 98H218L219 96L217 97L215 95ZM242 93H245L244 95L248 94L249 97L247 98V96H244ZM150 94L148 96H150ZM234 94H235V96H234ZM69 95H73V97H75V98L72 97L71 99H68V98H70ZM117 95H118V97H116ZM195 95H197V97H196L197 99L196 98L194 99ZM240 95L242 97L244 96V98H242ZM223 96L226 97L225 100H224ZM232 96H234V98L237 99L238 101L235 102L236 100L232 99ZM236 96L241 98V100H239V98H236ZM146 97L148 98L149 102L151 100V102H150V104L152 103L151 107H155L154 110L156 112H158L159 110H162V109L157 110L158 107L161 106V108H163V110H162L163 113H161V112L156 113L157 116H159L161 113L158 120L156 119V118H158L157 116H154L155 118L153 117V114L155 113V112H153L154 110L153 111L149 110L150 105H148L149 103H148ZM170 97H169V99L171 101L173 98L172 97L170 98ZM216 97H217V99L214 101V98H216ZM65 98L68 101H65ZM154 99H156L158 103L154 102ZM206 99H207V101H209V103L206 101ZM219 99H221L220 102H219ZM243 99L253 100L252 102H250V100H249L250 107L247 108V106H248L247 105L245 108H243L244 104L239 103ZM75 100H78V101H75ZM194 100H197V101L200 100L199 102H203L202 104H207L209 106H212V108L209 109V107H208V109H205V107H207L206 105L203 106L199 102H198L199 103V105H198L197 102L195 103ZM222 100H223V103L221 102ZM170 101H169V103H170ZM246 101L248 102V100H246ZM136 102H135V104H136ZM153 102L156 105L158 104L157 108H156V105L155 106L153 105ZM159 102L161 103L160 105H159ZM210 102L212 103V105H210ZM215 102L216 103L218 102V103L216 104ZM244 102H245V100H244ZM249 102H248V104H249ZM255 102H254V104H255ZM69 103L71 105H74L71 102H69ZM167 103H168V101H167ZM189 103H190V105H189ZM194 103L197 104L196 108H195L196 105H193ZM219 103H221V104L219 105ZM79 104H80V106H79ZM178 104H176V105H178ZM236 104L238 106H239V104L243 105V107L242 106L240 107V108H243V111L238 110L239 108L237 109ZM246 104L247 103L245 102V105ZM60 105H61V103H60ZM215 105H216V107H214V109H216L215 111L217 114L215 113L214 110H213L214 113H212L213 111L211 110V109H213V106H215ZM217 105H219V106L217 107ZM172 106H174V105H172ZM260 106H262V107H260ZM113 107L115 109H113ZM199 107L201 109H202V107H204V109H203L204 112L206 110L205 114L203 112L204 116L202 115V112H198V111H203L201 109L199 110ZM235 107H236L237 112H235ZM174 108H175V106H174ZM180 108L178 109V113L180 112ZM227 108L228 109L230 108L229 111L227 110ZM70 109H74V108L71 107ZM150 109H152V108H150ZM169 110H171V108ZM169 110H167V111H169ZM172 110L170 112H172ZM174 110L176 111L177 108ZM174 110L172 113H174ZM150 111L153 112V114H150L151 113ZM240 111H242V112H240ZM184 112H181V113H184ZM207 112H209V113H207ZM218 113H221V114L218 115ZM234 113H232V114H234ZM239 113L237 115H240ZM246 113L247 112H245V114ZM249 113L251 114V116H250V120H251L253 115L251 112H249ZM80 114H82V113H79V115ZM166 114H167V112H166ZM189 114H186V115H189ZM207 114H213V115L211 116V115H207ZM232 114L230 113L228 115L233 116ZM250 114L247 113V115H243V114L242 115H243V118L247 119L246 116H249ZM173 115H171V116H173ZM175 115L178 116L177 114H175ZM190 115L187 116L186 118L191 117ZM206 115L210 116L209 119L211 117H213L214 119L211 118L212 120L211 119L207 120V119H205V118H207ZM222 115H221V118L223 117ZM171 116H170L171 121L173 118L174 119L173 121L176 122V119H175L176 117L174 116L175 117L174 118ZM225 116L223 118H225ZM230 116H227V117H230ZM236 116H233L234 119L236 118ZM237 117H239V120L241 121L242 117H240V116H237ZM257 117H258V120H257ZM133 118L134 119L136 118V120H133ZM140 118H141V116H140ZM186 118H184V121L182 120V122H181V120H180V122L178 119L177 120L179 123L184 122V124H186V123L188 124L189 119H186ZM232 118L231 119L228 118L229 120L227 118H225L226 120L224 119V122L226 123L230 120H232V122L233 121L235 122L236 120H233ZM155 119H156V121H155ZM180 119H181V117H180ZM185 119H186V122H185ZM236 119H238V118H236ZM245 119L243 121H245ZM160 120H162L161 121L162 123H159ZM239 120H238V123L236 122L234 124L238 125L240 123ZM133 121H135V122H133ZM157 121H158V125H156ZM167 121L165 122V124L167 123ZM171 121H170V123H167V124L170 125ZM246 121H248L247 122L248 124L246 122H243L244 124H241L242 121L240 123L241 125H243V128L240 126V124L238 125V127L240 126V128H242L244 131H246V133L248 132V130H245V129H249L251 127V129L253 130V128H255L253 130V131H256L255 134H253L252 130H251L252 132H248L247 134L250 135L252 133L255 136L254 139L257 136V138H256L257 141H261V140H259L260 137H262L261 139H264L263 127H261V128L258 127V129L263 130V131H260L257 129V127H255L256 124L252 125L254 127L250 126V124H254L256 122L249 124V122H251V121H249V119ZM253 121H255V120L252 119V122ZM192 122L190 124L194 125ZM206 122H207V124H206ZM230 122L227 123V125L225 123H223V124H225L227 127V126H229L228 124H230ZM87 123H89V122H87ZM177 123L173 122V124H177ZM194 123H197V122L194 121ZM231 124H232L231 127L233 128V130H232V128H231V130L227 129V132L229 135L232 134L231 131H234V128H235V130L237 129L233 123H231ZM213 125H214V127H213ZM245 125L248 127H246L244 129ZM158 126L160 128H158ZM171 126L173 127V125H171ZM196 126L197 127L199 126L198 127L199 129ZM87 127H88V125H87ZM87 127H85L83 129L82 135H84L86 133V131L90 130L89 127L88 128ZM165 127H167V131H168V126L164 125V128ZM223 127H224V125H223ZM86 128L88 130H85ZM174 128H175V130H177V128L179 129V127H177V128L174 127ZM182 128H184V127H180V129H182ZM192 128H193V126H192ZM205 128H206V130H205ZM229 128H230V126H229ZM169 129H170V131H172V129L170 127H169ZM91 130L89 132H91ZM162 130H163V128L161 129V132L159 131L160 134L162 132L165 133V131L164 130L162 131ZM207 130L210 132H208ZM225 130H226V128H225ZM228 130H230V131H228ZM167 131L163 135L164 137L168 133ZM170 131H169V134H171L173 136V134ZM237 131L241 134V136L239 138L243 139V137H242L243 134L244 135H246V134L241 129L239 131V128L237 129ZM139 132H137L138 136H140L141 134L143 135L142 132H140V134H138ZM191 132H195V131H191ZM242 132H243V134H242ZM150 133H149V136L152 134V133L151 134ZM156 133H154V134L157 135ZM239 133H238V135H240ZM160 134H158L159 140H158V137L157 136L155 137V135H153V134H152L153 136L148 137L149 138L148 140L151 141V143H149V144L150 145L152 144L151 146L155 145L154 146L155 150H156V148L158 149L159 145H160V148L163 151V153L161 152L162 158L164 157L165 162H168V161L170 163L171 162H177V160H179V158L181 159V157L178 156L177 153L179 154V153L183 152V150H178L179 152L177 151V146H178L177 144L178 143L176 144L173 142L174 140L176 142V139L172 138V136H170L169 139H168V137L166 139V138L162 137ZM228 134H227V138L229 140H231V137H229ZM253 135H250V137L244 136V139H245V137H247L250 141L251 136H253ZM167 136H169V135L167 134ZM82 137L83 138L87 137V135H84ZM154 138H157V140L155 139V141H157L158 147L156 146V144H153V143H155L154 140H152ZM232 139H233V136H232ZM86 140H88V139L86 138ZM152 141H153V143H152ZM252 141H253V139H251V142ZM262 141L264 142V140H262ZM185 144L188 145L187 142ZM185 144L183 143L181 145H185ZM91 148H93V147H91ZM161 149L159 151H161ZM262 149L263 148H261V150H259V151L255 150L253 152H255V153L257 152V154H258V152L260 154H264V153H261ZM212 151L214 154V150H212ZM153 152H155V151L153 150ZM207 152H205V153H207ZM239 152H241V151H239ZM157 153H158V151H157ZM187 153H189V152H187ZM222 153H224V152H222ZM207 154H209V153H207ZM210 154H212V152ZM58 156H56V160H58L57 159ZM65 160H63V161L66 162ZM69 163L67 165H69L71 167V165H73V164L72 163L69 164ZM114 165H113V167H115ZM109 169H110V171H109ZM99 170H101V171H99ZM106 171L107 172L109 171V172L104 176L103 172L106 173ZM201 171L202 170L198 171L197 175H199ZM68 172H70V171H68ZM3 174H0V175H3ZM14 174H15V172L13 174H11V176H9V178L12 177V175L14 176ZM113 174L111 175V177L113 176ZM117 174H115V176H118L120 178L125 173H123V174L119 173L118 175ZM201 174H203V172H201ZM4 175H3L4 177L8 176V174L7 175L4 174ZM19 175L20 174H17L19 179L16 178V175H15L14 178L16 180H13V181H17V179H18V181H20L21 179L24 178L23 177L24 175H22V174L20 176ZM203 175H205V174H203ZM124 176L125 177L121 178V180L118 177H116V178H118V180H117L118 182L120 181L121 183H123V184H121L119 182L121 184V188L118 190V194H117L120 196V198H122V200L120 201V198H119V202H120L119 203V202H117L118 199H116L114 202H112L114 206H112V203L110 204L111 208L109 207V205L104 206L108 210L109 209L111 210L115 206H116L115 207L116 209L114 208V209H112V211L109 210L110 212H108L107 209L103 210L102 209L103 207L100 208V205L98 203H97L99 205L98 207H97V205L92 203V204L78 205V207H73V209L71 208L70 210H72L73 213H71L70 210H67L68 208H70L67 200H65L67 198L66 197L67 191L65 192L66 189L64 187H63L64 188L63 189L62 186L59 185V183H60V184L65 186L66 185L65 183L68 180H69V182H71V180H70V179H72L71 176H69L67 179V176H64V174L62 173V176H61L62 178L58 177L57 180L54 179V181H56L57 184H55V183L51 184L49 182V181H53V180H51L53 178H51V179H50V177L45 178V181H46L45 184L50 189L54 188L55 185H56L55 188L57 189L58 188L57 186L59 185V190L61 191L63 189L65 192L63 194H62V192L59 193V195L61 196L60 199H62V197L64 196L63 202L61 200L55 201V203H54L55 205L51 209V210H53V211H51V214H53L51 216L54 219L56 218L54 221H56V220L58 221L59 216L63 215L60 217L62 221L59 220L58 222H56V226L59 223H60V225H62V226L58 225L59 230H60V232L62 231V233L64 232L63 229H65L64 226L66 225V222H65L66 220L64 217L67 218V220L69 221V225L71 224L70 226H75V231H74V227L73 228L71 227L72 229H70V230L72 232H65L64 234L70 238V244H71L70 250L72 251V255L74 257L73 259H74V261H76V264H91V263L100 264L102 262L104 263L105 261H103V260H105V259L107 262H105L104 264H106V263H108V261L111 257H113L114 259L112 258V259H110V261L114 260L113 262H115V264H122L124 262L122 260V263H120V261H121L120 257L121 256L130 257L131 260L135 259V260H137L139 262H143L145 264H213V263L214 264H264V230L258 229V220L257 221L247 220L245 222L244 221L240 222V221L234 220L236 222L235 223L231 219L232 221L228 222L229 227L231 225L234 226V224L236 225V227L234 226V228L231 229V227L230 228L228 227V224H227L228 220L227 221H224L225 219L220 220L223 217V215L225 214L224 213L225 211L224 212L222 211L223 213L220 212L223 215H220L221 217H218L219 219L215 218V216L217 217V216H219V214L215 215V216L213 214V216H212L211 215L212 213H210V215L212 217L210 219H207V217H206L205 219H207V221L205 219L203 220L204 225H207V227L210 228L211 232H209V233H201L199 231L201 233L200 234L197 231L198 234L196 232V234H197L196 235L195 233H193L196 231V230H194L195 229L194 228L193 231L191 230L189 236L183 237L185 240H183V238L181 237V239L183 240L184 243L183 242L181 243V240H180L179 235L181 233L176 234L179 237L177 239V242H175V243H179V241H180L181 244L179 243L178 245H180L181 247H179L178 245L173 246V243H172L173 238L171 236L172 232H171V227H170L171 226L170 223H172V222H168V220H166V219L165 220H157L156 218L151 219V223H154L153 225L157 226V228L159 226H162V230H166V233L165 232L162 233V232H158V231L153 232L151 229L147 230L142 235H139V233H137V231L131 232L129 230V228H132L133 225H136L138 222L137 221L138 219L136 218L137 216L133 213L132 214L134 215V217L132 218L130 210L126 209L128 211V213H130V214L125 212L124 213L125 215H123V213L121 214V212L119 211L120 214H119V212L116 213V215H117L116 217L117 218L119 217L120 219H117V218H116V220L112 219L115 217L114 214H115L116 210L118 211V210L123 209L126 206H128V204H126L127 202L126 203L123 202L124 201L123 196L124 195L126 196L127 193H131V192L134 193V191H136V190H134V189H133L134 191H131V190H132V188L137 189L138 186H136V185H139V187H140L139 182H137V179L139 176L138 173H136L135 171H130V172L126 173ZM199 177L201 180L199 183L201 186H203L204 185L203 179L205 176H203V178L201 176H199ZM199 177H197V180ZM14 178L12 177V179H14ZM198 181H196V182L198 183ZM128 182H131L130 184L132 186H133V183H135V185H134L135 187L130 188V184ZM14 185L15 186L17 185L16 182L13 183V186ZM69 186H71V185H69ZM69 186H66V187L68 188ZM140 189H141V187H140ZM52 190H54V189H52ZM138 190L139 189H137V191ZM127 195H130V194H127ZM121 202H123V203L121 204ZM59 203L60 204L66 203V205L65 204L59 205ZM124 203H125V205H124ZM56 204H57V206H56ZM64 205H65V207H68V208H65ZM120 206L123 208H121ZM196 206L200 207V205H196ZM59 207H61V209H59ZM98 208L102 209L103 211L97 210ZM55 209H58L57 212H59V210H60L59 215ZM62 209H63L62 212L66 211V210H67V212H64L61 214ZM64 209H66V210H64ZM74 209H76V210L74 211ZM200 210L206 211L202 207V205H201L199 211ZM68 211H69V213H68ZM77 213H78V217H77ZM105 213H107V214L105 215ZM203 213H206V212H203ZM118 214H119V216H118ZM102 215L104 217H102ZM111 215L112 216L114 215V217H112ZM54 216H56V217H54ZM80 216L81 217L83 216L82 217L83 219ZM109 216L112 217L111 218L112 221L114 220V222H113L114 224L112 223L114 226L113 227L111 226V227L114 229L113 231H115V232H113L112 230H111L112 232H108L107 231L108 229H106V225H104L105 222L102 221V220H106V217H108L107 218V220H108ZM78 220H81L82 222L84 220L85 222L82 224L84 226L78 225V224L82 223L81 221H78ZM110 221L108 220V222H110ZM111 222L109 224H111ZM205 222H206V224H205ZM260 224H264V221H261ZM102 225H103V227L105 226L103 230H101L103 228ZM120 225H122L123 227L119 228V230L122 229L123 231L124 230L125 231L122 232V230H121L122 233L119 232L121 234L118 235L120 237H118V236L115 237V235L118 234V232L116 231L115 228H118V226L120 227ZM77 226H79V227L76 230ZM82 227H85V229H83ZM80 228H81V230H80ZM227 228H229V230ZM79 230L80 231L83 230V231L80 232ZM84 230H87V231H84ZM78 231L80 232V234ZM104 232H105V234H104ZM109 233H112V234H109ZM77 234H79L80 236ZM121 235H122V237H121ZM153 235L161 236V238H160L162 241L161 247H158L157 245L151 243L152 241H150V240L153 238ZM60 238H59V242H60L59 244L61 245L63 243H62ZM197 239L200 240L199 241L200 243L197 242L198 241ZM59 244H57V246ZM175 246H177V247H175ZM60 251L62 253L64 252L63 249H61ZM101 259H102V262H101ZM110 263L111 262H109V264ZM127 264H128V262H127Z\"/></svg>","mask_w":264,"mask_h":264}]
</instances>
